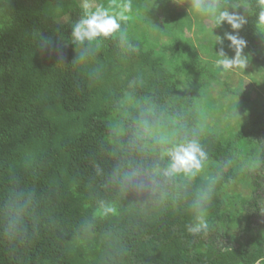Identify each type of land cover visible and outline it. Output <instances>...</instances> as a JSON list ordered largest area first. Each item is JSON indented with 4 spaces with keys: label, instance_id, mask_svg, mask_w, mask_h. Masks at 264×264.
<instances>
[{
    "label": "trees",
    "instance_id": "16d2710c",
    "mask_svg": "<svg viewBox=\"0 0 264 264\" xmlns=\"http://www.w3.org/2000/svg\"><path fill=\"white\" fill-rule=\"evenodd\" d=\"M95 1L127 17L118 22L136 51L116 34L75 42L82 0H0V264H264V112L224 82L239 95L236 143L208 122L222 107L208 96L220 74L209 58L234 47L226 34L264 71L258 0H216L243 17L238 29L208 28L169 0ZM193 25L198 45L185 36ZM192 138L208 153L202 170L167 174L168 149ZM242 155L246 170L233 165ZM218 174L209 229L192 234ZM240 176L252 192L230 198Z\"/></svg>",
    "mask_w": 264,
    "mask_h": 264
},
{
    "label": "clouds",
    "instance_id": "9594fccd",
    "mask_svg": "<svg viewBox=\"0 0 264 264\" xmlns=\"http://www.w3.org/2000/svg\"><path fill=\"white\" fill-rule=\"evenodd\" d=\"M172 2L182 6L186 3V0H172ZM258 6L260 8L258 19L260 24L264 25V0H258ZM83 8L85 9L84 15L73 25L71 31L75 42L84 45L85 42H91L100 36L108 37L116 34L122 46H126L129 51L137 50L130 43L127 33L121 29V24L118 22L119 20L127 19V17L123 15H111L108 9L103 7H97L94 11H89L90 5L87 2L83 4ZM125 8L130 10L131 5L126 4ZM190 8L201 16L209 17L216 25L226 21L233 29H238L244 23L243 17L238 14L229 12L226 9L221 10L216 0H190ZM226 36L231 41V46H234L236 54L233 58H229L221 50L219 52L220 58L216 61L217 67L225 71L237 66L241 68L245 67L246 60L241 54L244 41L232 34H226ZM87 52L88 49L85 48L79 57L81 61L85 59ZM167 155L169 157L167 174L184 173L195 175L202 170L205 162L209 159L207 151L197 138L186 139L173 145L168 149ZM220 178V174L213 177L203 190L201 197L197 200L194 220L187 226L188 232L198 234L208 231L209 224L206 221L207 209L212 201L214 187ZM100 208L103 214L114 211L113 207L103 202H101Z\"/></svg>",
    "mask_w": 264,
    "mask_h": 264
},
{
    "label": "rangeland",
    "instance_id": "374dc122",
    "mask_svg": "<svg viewBox=\"0 0 264 264\" xmlns=\"http://www.w3.org/2000/svg\"><path fill=\"white\" fill-rule=\"evenodd\" d=\"M85 2H87L90 5L89 11L95 10V8H93L95 7V2H96L95 0H82V3H80L82 8ZM174 4L175 3H173L172 0L168 1V7L170 9L174 8ZM179 9L184 10L189 14H191V12L194 13V11H192L190 8V0H186V3L183 4ZM239 10L240 7L235 8L234 11H239ZM200 16L198 17L200 18V20L204 21L202 23L206 24L208 28H214L216 26V24H214L209 17L206 18L205 16L202 17ZM194 20L196 21L195 18ZM130 36H133V34ZM185 36L191 37L195 45H198L199 41L202 39L201 37H203L204 34L197 27H195V25H193L191 31L185 28ZM237 38L241 39V35L240 37L237 36ZM199 52L205 59L209 58L207 53L203 52L202 50H199ZM235 54H236L235 48L233 47L228 52L227 56L229 58H233ZM241 54L243 55V57L245 56V52L242 51ZM217 59L218 58H209L210 61L215 63ZM218 69L220 70L218 79L215 82L208 85V88L211 92L208 96L210 99L218 98L219 103L222 104V107L219 109L217 113V117H210L208 119V122L214 125L215 129L219 131L225 139L228 140L231 139L230 141L235 142L232 136V131L229 127H232L234 129L237 127V120L231 115L232 114L231 107L234 104L233 100L237 99L239 95L237 94V96L233 97L230 94H228L229 92L225 93L224 90L226 89V87L223 84L224 82H227L228 84L226 85H229L232 88L239 87V89L243 91V96L249 95L250 100L257 101L253 105L254 110H259L260 112L261 111L264 112V71L261 68H259V66H257L255 63H250L247 60H246V65L243 68L237 66L227 71L222 70L220 67H218ZM240 114L241 116H244L245 112H240ZM233 165H235V168H239V170L248 169L249 164L247 162V156L242 155L241 159L233 162ZM224 169L228 170V166L224 165ZM242 179L243 178H241L240 176V178H237L230 183L231 186L227 187V191L229 193L230 198L234 193H239L243 195L251 194L252 192L251 187H249L247 183L243 182ZM242 217H244L243 213H242ZM256 222L259 226L264 227V199L261 202V213L256 218ZM239 230L231 228L232 232L238 233Z\"/></svg>",
    "mask_w": 264,
    "mask_h": 264
}]
</instances>
